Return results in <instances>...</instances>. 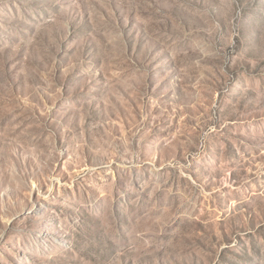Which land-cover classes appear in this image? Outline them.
<instances>
[{
    "label": "rangeland",
    "instance_id": "rangeland-1",
    "mask_svg": "<svg viewBox=\"0 0 264 264\" xmlns=\"http://www.w3.org/2000/svg\"><path fill=\"white\" fill-rule=\"evenodd\" d=\"M0 264H264V0H0Z\"/></svg>",
    "mask_w": 264,
    "mask_h": 264
}]
</instances>
